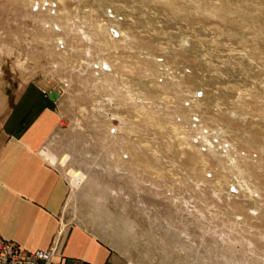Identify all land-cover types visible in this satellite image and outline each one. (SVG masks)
I'll list each match as a JSON object with an SVG mask.
<instances>
[{
	"label": "rangeland",
	"instance_id": "374dc122",
	"mask_svg": "<svg viewBox=\"0 0 264 264\" xmlns=\"http://www.w3.org/2000/svg\"><path fill=\"white\" fill-rule=\"evenodd\" d=\"M29 83L64 222L122 264H264V0H0V84Z\"/></svg>",
	"mask_w": 264,
	"mask_h": 264
},
{
	"label": "crops",
	"instance_id": "0c3cea01",
	"mask_svg": "<svg viewBox=\"0 0 264 264\" xmlns=\"http://www.w3.org/2000/svg\"><path fill=\"white\" fill-rule=\"evenodd\" d=\"M51 91L0 84V238L28 252L56 243L55 260L67 264H122L83 225L64 222L68 183L43 154L60 121Z\"/></svg>",
	"mask_w": 264,
	"mask_h": 264
},
{
	"label": "built area",
	"instance_id": "2783aa9c",
	"mask_svg": "<svg viewBox=\"0 0 264 264\" xmlns=\"http://www.w3.org/2000/svg\"><path fill=\"white\" fill-rule=\"evenodd\" d=\"M56 257V243H53L47 250L28 252L20 249L18 245L0 238V264H67L56 261Z\"/></svg>",
	"mask_w": 264,
	"mask_h": 264
},
{
	"label": "water",
	"instance_id": "95a60500",
	"mask_svg": "<svg viewBox=\"0 0 264 264\" xmlns=\"http://www.w3.org/2000/svg\"><path fill=\"white\" fill-rule=\"evenodd\" d=\"M49 98L52 99V100H56V99L59 98V95L55 91H51L49 93Z\"/></svg>",
	"mask_w": 264,
	"mask_h": 264
},
{
	"label": "bare ground",
	"instance_id": "6f19581e",
	"mask_svg": "<svg viewBox=\"0 0 264 264\" xmlns=\"http://www.w3.org/2000/svg\"><path fill=\"white\" fill-rule=\"evenodd\" d=\"M56 92V91H55ZM58 94V92H56ZM207 136V135H206Z\"/></svg>",
	"mask_w": 264,
	"mask_h": 264
}]
</instances>
